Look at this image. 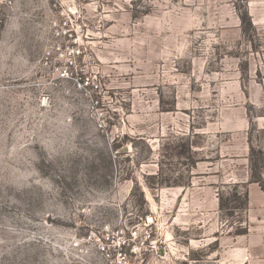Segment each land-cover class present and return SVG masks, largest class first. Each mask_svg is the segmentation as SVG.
Wrapping results in <instances>:
<instances>
[{
	"label": "rangeland",
	"instance_id": "374dc122",
	"mask_svg": "<svg viewBox=\"0 0 264 264\" xmlns=\"http://www.w3.org/2000/svg\"><path fill=\"white\" fill-rule=\"evenodd\" d=\"M2 19L0 264H111L94 236L137 228L130 264H264L260 185L246 235L220 201L252 158L264 182V0H15Z\"/></svg>",
	"mask_w": 264,
	"mask_h": 264
},
{
	"label": "built area",
	"instance_id": "2783aa9c",
	"mask_svg": "<svg viewBox=\"0 0 264 264\" xmlns=\"http://www.w3.org/2000/svg\"><path fill=\"white\" fill-rule=\"evenodd\" d=\"M14 2L15 0H0V41L3 36V12L5 9L11 8ZM67 26L68 23H65L64 26L58 23L53 24L54 36L58 40L65 39L67 37L73 39V34L69 29L66 28ZM67 48L70 49V47ZM66 54H68L69 65L72 66L73 60H75V58L81 53L80 51L71 50L69 53ZM59 78L64 80L70 79L68 67L59 71ZM82 84H86V86L88 87L90 85V82L89 80H82ZM93 236L94 234L92 233L89 239L92 240ZM95 238H98L99 244L101 246L100 250L103 254L106 255V258L111 261V264H130L132 257L141 258L139 243L142 239V233L139 228L132 229L129 231L121 229L118 230L117 233L109 231L107 232L105 238H103L104 241L96 235L94 236V239ZM116 238L119 239L117 243H115ZM73 247L79 248L80 243H74Z\"/></svg>",
	"mask_w": 264,
	"mask_h": 264
},
{
	"label": "trees",
	"instance_id": "16d2710c",
	"mask_svg": "<svg viewBox=\"0 0 264 264\" xmlns=\"http://www.w3.org/2000/svg\"><path fill=\"white\" fill-rule=\"evenodd\" d=\"M199 135L196 134L193 136V138L198 137ZM176 156H179L180 158L183 157L185 154L175 149L173 151ZM251 154H255V149L251 148ZM252 170L253 174L251 177V180L247 183L243 184H233L228 186V192L222 193L220 195V201H221V209L223 210L224 217L227 219L226 225L233 227L236 224V236H243L248 233V227H247V208L249 205V185L253 183H257L260 185L261 189L264 191V182L261 180V178L256 177L255 174V159L252 158Z\"/></svg>",
	"mask_w": 264,
	"mask_h": 264
}]
</instances>
